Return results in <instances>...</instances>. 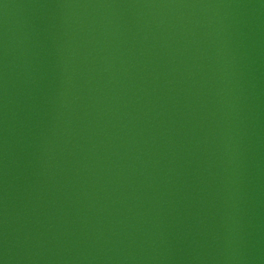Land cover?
<instances>
[{"label": "water", "instance_id": "water-1", "mask_svg": "<svg viewBox=\"0 0 264 264\" xmlns=\"http://www.w3.org/2000/svg\"><path fill=\"white\" fill-rule=\"evenodd\" d=\"M0 264H264V0H0Z\"/></svg>", "mask_w": 264, "mask_h": 264}]
</instances>
